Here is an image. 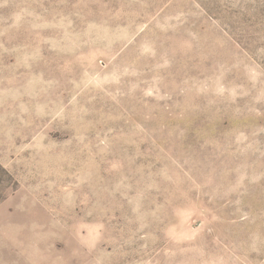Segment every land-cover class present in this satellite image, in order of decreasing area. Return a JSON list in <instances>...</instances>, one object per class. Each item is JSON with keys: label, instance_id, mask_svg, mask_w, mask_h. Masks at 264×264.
Instances as JSON below:
<instances>
[{"label": "rangeland", "instance_id": "obj_1", "mask_svg": "<svg viewBox=\"0 0 264 264\" xmlns=\"http://www.w3.org/2000/svg\"><path fill=\"white\" fill-rule=\"evenodd\" d=\"M0 264H264V0H0Z\"/></svg>", "mask_w": 264, "mask_h": 264}]
</instances>
